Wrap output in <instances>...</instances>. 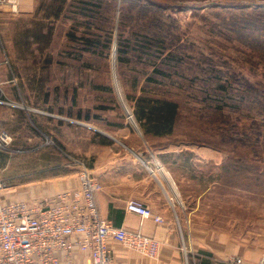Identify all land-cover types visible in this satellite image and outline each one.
<instances>
[{
  "label": "rangeland",
  "instance_id": "374dc122",
  "mask_svg": "<svg viewBox=\"0 0 264 264\" xmlns=\"http://www.w3.org/2000/svg\"><path fill=\"white\" fill-rule=\"evenodd\" d=\"M92 2L40 0L31 17L6 13L0 55L10 62L6 70L12 90L4 94L9 101L1 95L0 106L23 110L29 114L26 123L30 119L35 126L39 113L54 112L66 121L87 117L95 130L96 153L106 140L96 133L121 136L128 126L140 129L153 149L220 152V171L201 166L203 183L201 177L198 184L189 178L182 181V191L191 198L201 195L213 178L216 187L205 192L197 206L187 200V211L199 213L185 218L176 211L173 224L185 243L188 225L235 233L253 229L264 218V42L251 39L256 36L243 20L257 13L264 16V0H155L164 7L156 25L136 15L131 5L121 6L120 0H104L100 10ZM148 36L151 48L144 51ZM140 102H174L178 107L170 132L145 133L135 118ZM0 118V131L9 133L6 113L0 112ZM24 128L16 140L9 133L13 142L1 151L0 160L13 155L9 167L0 169L2 190L23 180L36 181L42 170L53 166L89 172L86 159L70 152L89 145L83 140L85 132L74 139L63 125L55 137L66 146L56 155L54 138L38 139ZM29 136L32 141L23 142ZM127 136V144L137 145L132 132ZM190 168L179 165L175 177L198 172ZM167 199L179 208L172 195ZM196 257L187 258L194 262Z\"/></svg>",
  "mask_w": 264,
  "mask_h": 264
},
{
  "label": "crops",
  "instance_id": "0c3cea01",
  "mask_svg": "<svg viewBox=\"0 0 264 264\" xmlns=\"http://www.w3.org/2000/svg\"><path fill=\"white\" fill-rule=\"evenodd\" d=\"M39 2L40 0H20L17 15L8 16L13 18L31 17L37 12ZM6 13L5 9L0 10V28L6 24ZM9 84V74L6 67H0V97L11 93L12 88ZM3 98L9 101L7 96ZM10 102L13 104L12 101ZM5 106H0V112L6 113V117L9 118L6 122V129L14 140L17 139V132L21 127H26V131L30 132L32 136H37L38 139L49 135L51 140L54 138L60 143L57 145L54 143L51 147L56 155L63 153V147L66 146L55 137L61 134L63 125L69 127L70 136H73L74 139L78 132H85L83 140L86 145L89 142V145L81 148V150L75 146L70 152L71 155L86 159V167L89 173L97 179L101 186L96 195L100 216L111 222L114 227L131 232L137 231L141 224L142 233L160 243L157 258L151 259L124 248L118 242L108 240L107 247L112 257L111 264H200L203 254L211 256L213 264H225L232 257L241 258L243 264H257L261 256L264 255V218H260L261 220L253 229L247 227L238 233L233 232V229L226 232L216 227L199 228L188 225L187 243L183 241L182 234L173 224L171 216H177L179 210L181 216L185 218L199 213L196 210L187 211L185 205L191 196L187 197L182 191V181L184 178H189L198 184L201 177L203 183L201 166L209 165L214 171L216 168L220 171L222 166L220 152L171 146L153 149L140 129L128 126V132L121 136L103 132L96 133L106 139L103 143L104 147L96 153L93 139L95 130L87 124L89 120L80 119L82 122L85 121V124L79 122L76 117L66 121L56 113L48 112L36 115L37 123L35 126L31 124L30 119V122L26 123L29 114H24L23 110L12 105L7 104ZM1 124L0 121V126ZM64 129L68 130L67 128ZM131 132L138 141L137 145L125 142L127 135ZM120 138L124 141H121ZM32 139L33 137L30 136L24 137L23 142H30ZM49 148H46V151ZM38 152L42 153V151ZM1 153L0 151V155H2ZM7 157L8 159L4 157L0 160L1 170H6L9 167L13 155L9 154ZM179 165L183 170L186 167L188 170L190 166L192 169L197 168L198 172L190 175L184 171L182 175L180 174L181 178L178 179L173 170ZM157 166L159 169L156 168ZM78 174L79 170L71 167V165L44 169L36 181L23 180L15 185H6L0 191V204L20 201H48V203H53L56 196L64 192H69L72 198H79ZM14 176H11V179H14ZM215 187L216 182L213 178L209 186L204 187L205 191L201 195L191 198L192 203L196 206L199 205L207 191ZM169 195L180 202L179 208L169 203L167 199ZM130 200H137L142 203L151 211L153 216L161 217L163 223L158 224L152 218L141 220L139 216L127 212L126 204ZM190 255L192 257L198 256V260L189 261ZM56 257L60 261L63 260L61 254H57ZM72 262L73 264H91V259L88 254L77 252L74 254Z\"/></svg>",
  "mask_w": 264,
  "mask_h": 264
},
{
  "label": "built area",
  "instance_id": "2783aa9c",
  "mask_svg": "<svg viewBox=\"0 0 264 264\" xmlns=\"http://www.w3.org/2000/svg\"><path fill=\"white\" fill-rule=\"evenodd\" d=\"M19 1L0 0V10L17 15ZM2 66H10L7 58L0 57ZM12 142L8 132L0 131V151L9 150ZM78 178L79 198L64 192L58 194L53 203L0 204V264H73L72 258L77 252L88 254L91 264H111L108 240L140 256L157 258L160 243L145 236L141 224L137 231L131 232L114 227L100 216L96 195L101 186L97 179L86 169L79 170ZM126 211L141 220L152 218L158 224L163 223L161 217L153 216L137 200L127 202ZM57 254H61L62 261L57 259ZM225 264H243V261L232 257ZM257 264H264V256Z\"/></svg>",
  "mask_w": 264,
  "mask_h": 264
},
{
  "label": "trees",
  "instance_id": "16d2710c",
  "mask_svg": "<svg viewBox=\"0 0 264 264\" xmlns=\"http://www.w3.org/2000/svg\"><path fill=\"white\" fill-rule=\"evenodd\" d=\"M94 1L95 3L94 2L91 3L92 7L96 10L97 9L100 10L102 2L104 0H94ZM112 1L115 2L116 0H112ZM141 2L142 0H120L121 6L125 5L126 3L131 5L132 11H135L136 15H139L141 13L142 16L146 18L149 23L156 22L154 24L156 25L158 22H160L161 13L159 12H161L162 9L164 8L162 5H160L161 3L155 2V0H148L146 1V4L143 5ZM155 7L159 9L158 10L159 14L157 12L154 13L150 12ZM258 14L259 13L251 17L246 16V18H244L246 20H243V22L245 25H248L247 29H252L250 33L256 36V37H252L251 39L255 41L258 40L260 42H264V16ZM168 19L171 20L170 18ZM237 24L239 23L236 22L235 26H239ZM239 30L242 29H238V31ZM150 46H151V40L149 36L145 37L143 42V47L141 48L144 51H149L151 48ZM117 51L121 56L123 51L121 42L117 48ZM157 106H153V105L150 106L149 104L144 106V104L142 105L141 102L138 104V110L135 113V118L145 133L155 132L154 134L162 135L168 133V131L170 132L169 129L176 117V110L178 106L174 102H161L160 105ZM76 118L79 120L80 119L88 120L87 117L83 118L81 115H77ZM196 259L198 260V256L196 257ZM201 259L202 261L200 264H213V260L211 256L207 254H203V257Z\"/></svg>",
  "mask_w": 264,
  "mask_h": 264
}]
</instances>
